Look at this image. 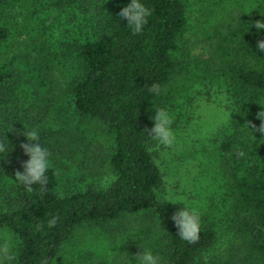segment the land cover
<instances>
[{
  "label": "trees",
  "instance_id": "1",
  "mask_svg": "<svg viewBox=\"0 0 264 264\" xmlns=\"http://www.w3.org/2000/svg\"><path fill=\"white\" fill-rule=\"evenodd\" d=\"M241 1L141 0L152 15L134 35L118 18L131 0H0V141L8 151L0 152V228L15 234L13 264H67L90 247L84 232L108 239L116 224V256L89 264H136L143 249L162 264H264V137L247 126L259 127L264 111V29L254 27L264 22V0ZM153 83L158 96L148 91ZM216 94L228 102V124L190 150L209 175L205 198L167 203L161 148L144 129L164 108L177 138L197 102ZM93 124L118 176L107 190L92 168L97 148L82 137ZM32 130L51 163L44 192L29 194L15 172L29 159L20 144ZM184 206L201 219L194 244L171 219Z\"/></svg>",
  "mask_w": 264,
  "mask_h": 264
},
{
  "label": "clouds",
  "instance_id": "2",
  "mask_svg": "<svg viewBox=\"0 0 264 264\" xmlns=\"http://www.w3.org/2000/svg\"><path fill=\"white\" fill-rule=\"evenodd\" d=\"M151 15L152 9L145 6L141 0H131L126 7L120 10L118 18L120 20H126V26L130 28L135 35L142 34ZM254 27L257 30H262L264 29V22L257 20ZM257 46L260 52H264V39L259 40ZM148 91L158 96L162 89L158 83H153L148 86ZM150 119L153 121V127L150 129L145 128L144 132L156 142L157 148H171L175 142V134L172 129L173 118L170 116L169 112L164 108H155V115L150 117ZM257 119L261 121L259 127L255 124H251V122L247 123V126L251 128L252 131L261 133L262 137H264V111H260L257 114ZM23 135L26 137L28 143H21L20 147L29 159L23 162V171L18 170L15 172V180L22 184L29 194L33 193L34 190L43 193L48 183L46 173L50 168L51 153L40 143V136L36 130L24 132ZM7 144L9 145L8 141ZM0 152H8L7 145L3 141H0ZM117 180L118 176L109 171L102 177L100 187L107 190ZM34 185L39 186L38 189H34ZM171 219L178 229V236L180 239L189 244H194L199 241L201 219L198 212L184 206L182 209L175 212ZM58 220L59 215L52 216L47 222V227L54 228ZM44 227L43 223H37L35 225L37 232H42ZM14 242L15 234L10 229L0 228V264H13L15 259ZM134 259L136 264H162L161 257L148 249H143L135 253ZM40 264H49V258L46 257L42 259Z\"/></svg>",
  "mask_w": 264,
  "mask_h": 264
},
{
  "label": "rangeland",
  "instance_id": "3",
  "mask_svg": "<svg viewBox=\"0 0 264 264\" xmlns=\"http://www.w3.org/2000/svg\"><path fill=\"white\" fill-rule=\"evenodd\" d=\"M242 1L244 2L245 0ZM195 55H202V50H197ZM211 99H200L195 105L193 112L194 119L191 127L177 138L175 136V142L171 148H161L158 152L159 163L162 166L166 178L168 201H171L167 203H175L176 196H178L177 200L183 203H198V200H200L199 198H205V191L200 194L199 190L201 186H207V180L203 175H209L206 174V170L202 167L203 164L200 162L201 158H196L195 156L191 157L190 150L196 151L203 140L223 129L228 124L230 116L227 105L228 102L223 95L216 94L213 99ZM82 137L84 143L97 148L98 163L95 168H92L93 170L97 168L96 174L102 179L108 172L107 156L105 155L108 151V143L103 135L101 125L93 124L90 130L82 134ZM74 153H76V151ZM84 161L85 158L82 155L78 158L77 163L81 164L84 163ZM88 171V169H84L82 174H86ZM119 226L120 224H116L114 228L110 230L108 239L105 237L101 238L100 236H96L92 239L91 235H85L87 231L84 232V235L80 237H87L90 247L86 248L82 257L75 256V260H70L67 264H89L92 263L94 258L102 259L103 257L112 260V258L116 256L112 253V248L119 243Z\"/></svg>",
  "mask_w": 264,
  "mask_h": 264
}]
</instances>
